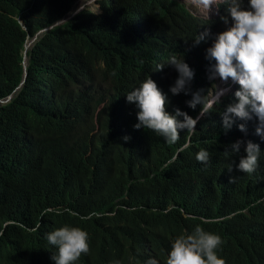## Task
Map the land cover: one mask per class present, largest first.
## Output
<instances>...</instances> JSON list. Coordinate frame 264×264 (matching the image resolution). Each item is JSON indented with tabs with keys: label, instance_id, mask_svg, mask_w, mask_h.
Wrapping results in <instances>:
<instances>
[{
	"label": "trees",
	"instance_id": "16d2710c",
	"mask_svg": "<svg viewBox=\"0 0 264 264\" xmlns=\"http://www.w3.org/2000/svg\"><path fill=\"white\" fill-rule=\"evenodd\" d=\"M76 2L0 0V264H55L46 236L64 226L88 235L76 264H166L173 240L197 225L222 238L225 264H264L259 121L223 126L239 84L174 145L136 129L139 109L126 99L150 77L169 114L196 119L202 105L187 102L214 90L207 49L233 26L230 3L201 19L177 0H96L97 12L83 8L53 27ZM241 7L250 10L248 0ZM173 55L194 73L187 94L170 91ZM249 141L260 149L251 174L238 169ZM201 150L207 163L196 159Z\"/></svg>",
	"mask_w": 264,
	"mask_h": 264
},
{
	"label": "clouds",
	"instance_id": "9594fccd",
	"mask_svg": "<svg viewBox=\"0 0 264 264\" xmlns=\"http://www.w3.org/2000/svg\"><path fill=\"white\" fill-rule=\"evenodd\" d=\"M193 4L194 9L187 8L195 17L211 19L217 16L218 0H187ZM230 3L228 11L233 21V26L217 35L213 45L207 49V58L215 60L213 75H216L231 82L227 87L229 92L231 85L238 83L240 90L235 92L237 103L229 105L223 113V126L230 129L233 117L240 120H250L252 114L258 118L259 125L256 134L264 138V0H248L249 9L243 10V0H224ZM214 8H213V7ZM213 10H215L214 16ZM61 21L52 24L56 27ZM225 23L227 19L225 18ZM209 35L207 31L195 38L199 44L206 40ZM168 64L178 72V78L170 91L176 95L184 91L187 94L188 85L193 79L194 73L183 59L173 55L169 58ZM164 66L160 67L162 69ZM217 77V78H218ZM217 82V80H216ZM216 85V84H215ZM224 89L209 91L208 95L201 97L199 93L193 94L188 101V106L195 109L197 104L202 105L200 114L193 119L186 112L175 110V115L166 111V97L160 91L157 84L148 77L139 87L126 95L128 103H135L139 109L137 113L138 123L136 129H148L164 138L169 145L176 144L180 139V131L187 130V133L194 134L195 126L200 117L213 110L220 97L224 95ZM225 93V94H226ZM178 117H183L181 121ZM239 130L246 132L245 124H240ZM125 140L128 137L124 138ZM241 141H237L232 149L238 152ZM246 156L240 159L238 169L247 174L255 171L260 153L259 146L248 142L245 148ZM197 161L207 163L209 153L201 150L196 155ZM231 182V181H230ZM49 210H45L47 214ZM48 243L56 248L51 257L55 264H76L82 255L90 251L88 235L78 227L64 226L47 233ZM223 241L215 233L205 231L197 225L190 234L177 236L168 253L166 264H225L219 257ZM147 264H159L156 258H150Z\"/></svg>",
	"mask_w": 264,
	"mask_h": 264
},
{
	"label": "rangeland",
	"instance_id": "374dc122",
	"mask_svg": "<svg viewBox=\"0 0 264 264\" xmlns=\"http://www.w3.org/2000/svg\"><path fill=\"white\" fill-rule=\"evenodd\" d=\"M179 2H181L182 4H184L187 8H189L190 10L194 9V5L191 3L189 4L187 2V0H177ZM222 0H218L217 4H219ZM76 6L73 8V10L69 13V15H67L60 23L66 21L67 19H69L72 16V13H76L77 11L83 9V8H88L89 10H91L92 12H97V5H96V0H77ZM213 7V6H212ZM215 7V6H214ZM213 7V8H214ZM215 10H213V14L212 16H214ZM32 43V41H29L26 45V48L30 47V44ZM231 82V78H229L226 82L221 80L219 77L217 78V82L215 85V89H224L226 93L227 91V87L229 86ZM4 102V101H3ZM0 102V103H3Z\"/></svg>",
	"mask_w": 264,
	"mask_h": 264
},
{
	"label": "bare ground",
	"instance_id": "6f19581e",
	"mask_svg": "<svg viewBox=\"0 0 264 264\" xmlns=\"http://www.w3.org/2000/svg\"><path fill=\"white\" fill-rule=\"evenodd\" d=\"M72 11V10H71ZM74 13H72V15H73ZM154 35V34H153ZM168 109V108H167ZM173 113V112H172ZM253 131V130H252ZM254 132V131H253Z\"/></svg>",
	"mask_w": 264,
	"mask_h": 264
}]
</instances>
